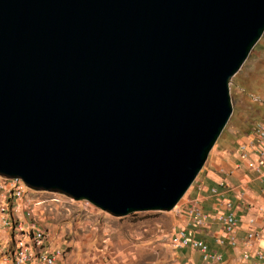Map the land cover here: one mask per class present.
<instances>
[{
	"label": "water",
	"instance_id": "water-1",
	"mask_svg": "<svg viewBox=\"0 0 264 264\" xmlns=\"http://www.w3.org/2000/svg\"><path fill=\"white\" fill-rule=\"evenodd\" d=\"M263 34L264 0H0V175L173 210Z\"/></svg>",
	"mask_w": 264,
	"mask_h": 264
},
{
	"label": "rangeland",
	"instance_id": "rangeland-1",
	"mask_svg": "<svg viewBox=\"0 0 264 264\" xmlns=\"http://www.w3.org/2000/svg\"><path fill=\"white\" fill-rule=\"evenodd\" d=\"M230 87L233 114L198 175L199 181L216 163L226 168L235 160L239 142L256 123L264 122V34ZM188 193L171 211L126 216H114L60 192L40 190L33 195L48 200L37 217L51 232L53 243L66 246L68 264H184L193 259L201 264L191 250L175 247L171 240L185 224L181 215Z\"/></svg>",
	"mask_w": 264,
	"mask_h": 264
},
{
	"label": "built area",
	"instance_id": "built-area-1",
	"mask_svg": "<svg viewBox=\"0 0 264 264\" xmlns=\"http://www.w3.org/2000/svg\"><path fill=\"white\" fill-rule=\"evenodd\" d=\"M253 130L262 147L245 143L240 146V151L247 166L258 172L264 180V122L256 123ZM252 154L256 155L255 159L252 158ZM33 192H40V190L30 188L19 177L0 175V227L9 231L13 238L12 246L0 245V264H68L66 246L54 244L51 232L37 217V212L46 205L48 200L33 195ZM52 200L58 202L57 199ZM82 201L86 203L85 205H92L87 200L80 202ZM186 211L188 215L193 216V220L177 228L171 238L172 244L181 249L192 248L200 251L203 261L208 264H223L221 253L211 250L204 241L189 236L190 228L193 225L202 227L210 215L194 207ZM177 212L180 214V209H177ZM215 218L221 222L223 229L230 236V243L234 245L238 227L234 212L217 213ZM251 223L254 222L251 221ZM257 235L259 232L250 229L246 244L251 245ZM256 255L264 261L262 252Z\"/></svg>",
	"mask_w": 264,
	"mask_h": 264
},
{
	"label": "crops",
	"instance_id": "crops-1",
	"mask_svg": "<svg viewBox=\"0 0 264 264\" xmlns=\"http://www.w3.org/2000/svg\"><path fill=\"white\" fill-rule=\"evenodd\" d=\"M253 129L254 126L239 142L237 158L229 162L226 168L216 163L206 170L200 181L197 176V181L188 190L183 206L184 215L181 217L185 224L193 220V216L188 215L186 211L188 208H199L210 215L202 227L193 225L189 230V236L204 241L211 250L221 253L223 264H264V261L256 255L258 252L264 254V180L258 172L247 166L240 151V146L245 143L262 147ZM251 156L253 159L256 158L255 154ZM200 172L202 173L203 170ZM229 212H234L238 220L234 245L230 243V236L223 229L221 222L215 218L217 213ZM251 221L254 223L252 224ZM250 229L256 230L259 235L251 245H247L246 237ZM12 243L11 233L0 227V245L12 246ZM184 249H189L193 255L198 256L201 264H208L203 261L200 251L192 248ZM184 264L198 263L193 259L192 262L190 260Z\"/></svg>",
	"mask_w": 264,
	"mask_h": 264
}]
</instances>
